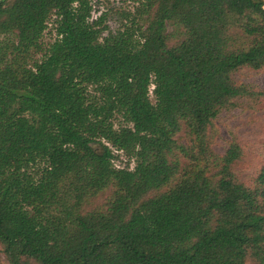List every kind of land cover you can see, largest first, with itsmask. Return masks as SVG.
<instances>
[{"label": "trees", "instance_id": "obj_1", "mask_svg": "<svg viewBox=\"0 0 264 264\" xmlns=\"http://www.w3.org/2000/svg\"><path fill=\"white\" fill-rule=\"evenodd\" d=\"M120 1L92 18L91 0H0L8 263L264 264V164L238 181L240 147L218 157L208 134L264 98L232 78L264 66V0Z\"/></svg>", "mask_w": 264, "mask_h": 264}, {"label": "rangeland", "instance_id": "obj_2", "mask_svg": "<svg viewBox=\"0 0 264 264\" xmlns=\"http://www.w3.org/2000/svg\"><path fill=\"white\" fill-rule=\"evenodd\" d=\"M91 2L93 4L92 18L96 17L101 9L107 7L130 8L120 0H91ZM108 24L111 29L116 28V17L110 18ZM48 40L49 33L45 32L43 41L45 43ZM232 78L236 84L248 86L254 91L263 90L264 66L260 68L244 66L234 72ZM151 99L153 100L152 96ZM208 134L210 147L218 157L224 154L230 143L238 144L241 155L232 165L233 176L238 181L251 186L260 167L264 164V98H238L231 105L222 108L212 120ZM176 138L179 141H185L182 133L177 134ZM113 152L114 165L129 168L134 165L133 160H128L121 151L113 150ZM180 160H182L181 157ZM111 191V187L100 191L84 203L83 209H103ZM0 264H9L1 245Z\"/></svg>", "mask_w": 264, "mask_h": 264}]
</instances>
